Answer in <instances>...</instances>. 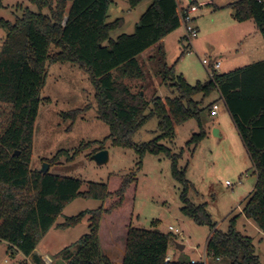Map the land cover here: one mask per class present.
<instances>
[{
	"label": "trees",
	"instance_id": "16d2710c",
	"mask_svg": "<svg viewBox=\"0 0 264 264\" xmlns=\"http://www.w3.org/2000/svg\"><path fill=\"white\" fill-rule=\"evenodd\" d=\"M28 1L36 10L20 7L21 15L13 23L0 19V27L6 30L0 50V242L6 244L9 256H31L33 264H44L34 250L65 207L82 198L100 201L101 206L66 217L55 226L65 230L78 225L86 215L90 217L89 232L57 253L62 264H202L188 259L165 262L169 234L155 231V227L133 226L137 185L133 174L110 177L103 184L90 183L87 191L80 192V180L30 169L33 127L46 66L54 63L77 64L89 74L96 87L98 116L109 126L107 139L118 146L131 145L140 157L163 153L172 160L173 173L183 184L187 183L183 172L176 169L175 156L159 143L172 139L176 126L189 117L197 118L200 125L193 96L218 91L257 171L242 214L264 233V60L226 74L212 72L205 83L195 86H189L182 76L175 77L173 68L163 64L160 75L164 80L173 79L178 97L153 98L152 114L159 120L160 135L135 146L130 140L148 121L144 113L149 104L112 72L117 71L121 78H140L138 58L181 27L178 0H152L134 33L115 39L110 33L122 20L107 22L111 0ZM142 1L128 3L134 8ZM227 7L236 22L252 20L264 37V10L257 0H237ZM201 137L203 134L195 135L191 142ZM182 197V213L211 229L205 246L206 264H261L251 238L236 231L234 220L228 231L222 232L210 223L203 206L195 207ZM102 249L113 250L120 258L111 262Z\"/></svg>",
	"mask_w": 264,
	"mask_h": 264
},
{
	"label": "rangeland",
	"instance_id": "374dc122",
	"mask_svg": "<svg viewBox=\"0 0 264 264\" xmlns=\"http://www.w3.org/2000/svg\"><path fill=\"white\" fill-rule=\"evenodd\" d=\"M231 1L236 0H211L210 5L199 8L193 15V24L198 26L199 33L189 43L180 40L185 33L181 25L173 34L170 33L158 45L143 53L138 58L142 72L140 78H121L117 71L112 72L114 78L129 88L131 93L142 92L149 104L144 113L148 121L136 130L131 144L141 146L160 135L159 120L152 114L153 98L178 97L172 87L173 79L164 80L160 75L165 66L167 69L173 68L175 77L182 76L189 86H195L198 82L205 83L211 74V70L202 64L203 59L208 60L210 65L219 61L220 67L216 72L226 74L252 64L264 55H259V52H264L262 45L263 50L256 51L261 41H256L254 22L233 21L227 7ZM180 2L186 4L188 0ZM150 4V0H143L131 8L128 0H111L106 20L111 23L121 19L122 25L112 31L110 37L115 39L118 34H133L141 15ZM20 7L36 10L28 0H0V19L13 23L21 15ZM43 12L48 13V10L44 9ZM5 37L6 30L0 27V50ZM46 70L33 127L31 170L40 172L44 165H48L50 174L80 180V192L87 191L90 183L103 184L110 177L133 174L137 179L132 204L133 226L145 229L155 227L169 234L167 255L173 261L187 260L188 256H196L198 252H202L198 255L199 259L205 258V255H201L211 231L209 226L197 225L182 213L184 195L189 204L203 206L210 223L218 230L227 232L231 220H234L236 231L252 238L255 254L264 264V235L242 215L243 201L253 189L257 177L250 173L255 170L251 167L250 171L246 153L218 91L193 96L200 125L197 118L189 117L176 126L172 139L159 143L175 156L176 169L183 172L187 183L183 184L173 173L172 160L163 153H146L140 157L131 145L118 146L107 139L110 130L97 113L96 87L89 74L79 65L47 64ZM213 104L218 106L217 115L211 114ZM214 129L219 131V138L213 136ZM201 134L203 137L198 142H191L195 135ZM100 150L108 152V161L104 164H97L92 159ZM243 173H248L249 178H244ZM98 206V201L78 198L62 211L57 223L82 211L95 210ZM85 222L68 233L57 231L56 234L63 237L60 244L74 242L76 236L88 233ZM169 226L179 229L184 237L169 232ZM176 243L185 246L183 253L179 252ZM6 247L3 241L0 242V264H33L31 259L25 261L18 254L9 256ZM39 247L41 249L42 245ZM56 249L54 245L51 251L46 252L49 256H44L51 260L50 264L64 263L62 256L52 252ZM180 254L182 257L178 258Z\"/></svg>",
	"mask_w": 264,
	"mask_h": 264
},
{
	"label": "crops",
	"instance_id": "0c3cea01",
	"mask_svg": "<svg viewBox=\"0 0 264 264\" xmlns=\"http://www.w3.org/2000/svg\"><path fill=\"white\" fill-rule=\"evenodd\" d=\"M151 2H152V0H150ZM237 1V0H236ZM233 2H235V1H231L229 4H231V3H233ZM178 3H179V6H180V8L182 9H184V8H187V6H188V4H189V0H188V2H186V4H183V3H181L180 2V0H178ZM211 4V0H210V3L208 4V5H210ZM228 4V5H229ZM207 6V5H206ZM148 8V7H147ZM146 11V10H145ZM230 11H231V16H232V19H233V21H235L234 20V18H233V14H234V12L232 11V9L230 8ZM236 22V21H235ZM195 25V24H194ZM196 27V29H197V32L199 33V31H198V26H195ZM177 31V30H176ZM175 32V31H174ZM174 32H172V34L174 33ZM205 33V32H204ZM123 34V33H122ZM119 35H121V34H118V36ZM117 36V37H118ZM204 36H205V34H204ZM182 37L183 36H181L180 37V40L182 41ZM164 40V39H163ZM257 40H259V41H261L260 43H259V45L256 47V51H261V50H263L262 48L264 47V37L259 33V31L258 30H256V41ZM263 47H262V46ZM151 49V48H150ZM264 51V50H263ZM147 52V51H146ZM145 52V53H146ZM261 54H264V52L263 53H261V52H259V55H261ZM261 59H258L257 61H253L252 63H255V62H259V61H263L264 60V55L262 56V57H260ZM219 62V61H218ZM250 65V64H249ZM248 66V65H247ZM236 70V69H235ZM234 71V70H233ZM223 100V99H222ZM225 104V103H224ZM226 107V106H225ZM226 110H227V108H226ZM228 112V111H227ZM232 119V118H231ZM234 124V123H233ZM234 127H235V125H234ZM235 130H236V133H237V136H238V138H239V140H240V142H241V144H242V146H243V149H244V151H245V153H246V159H248V160H246V161H248V165H249V168H250V171H252L251 170V167H253L254 168V172H250L253 176H255V177H257V171H256V169H255V167H254V165H253V162H252V160L250 159V157H249V155H248V153L246 152V149H245V147H244V145H243V143H242V140H241V138H240V136H239V134H238V131H237V129H236V127H235ZM221 135H220V133H219V137H220ZM218 137V138H219ZM244 174V178H246V179H248L249 178V174L248 173H243ZM256 180H257V178L255 179V184H256ZM238 181H239V183H240V181H241V177L239 176L238 177ZM241 184V183H240ZM253 184V183H252ZM254 187H255V185L253 186V189L251 190V192H249L248 193V195L245 197V199H244V201H243V205H245V203H246V201H247V199L249 198V196H250V194L252 193V191L254 190ZM78 199V198H77ZM76 200V199H75ZM72 202H74V201H72ZM71 202V203H72ZM99 203H100V206H101V202L100 201H98ZM70 203V204H71ZM70 204H68V205H70ZM67 205V206H68ZM243 205H242V207H243ZM66 206V207H67ZM100 206H98V208L100 207ZM65 207V208H66ZM240 208V207H239ZM243 209V208H242ZM243 215V214H242ZM89 215H86V217H84L83 219H82V221L80 222V223H82V222H84L85 220L87 221V222H85L86 223V229H88V226H89ZM59 219V217L57 218V220ZM57 220H56V222H55V225L48 231V233L42 238V240L40 241V243L38 244V246L36 247V249L34 250V255H37V256H40L41 257V259L43 260V258H44V256H46L47 255V257L49 256L46 252H49V251H51V249L53 248V246L55 245V246H57V249L56 250H54V251H52L53 253L55 252V253H58V251L60 250V248H62V247H65V246H67V245H70V244H72V243H74V242H76L78 239H80L83 235H78V236H76V241H68V242H63L62 244H60V242H62L63 241V237H60V236H58L57 234H56V232L57 231H59V232H65V233H68L69 231H74L75 229H76V227H77V225L76 226H74V227H70V228H68V229H65V230H61V229H56V225H59V224H62L63 222H58L57 223ZM247 220V222L248 221H250V220H248V219H246ZM79 223V224H80ZM255 228H256V226H255ZM257 229V228H256ZM257 231L259 232V233H261V234H263L264 235V233H262L261 231H259L258 229H257ZM52 232V234H50ZM88 232H89V229H88ZM85 234H87V233H85ZM80 236V237H79ZM251 240H252V238H251ZM206 242H207V240H206ZM176 244H178V243H176ZM175 244V245H176ZM39 245H42V248L41 249H39L40 247H39ZM180 245H182V244H180ZM205 246H206V243H205ZM183 250L181 251V250H179V252H184L185 251V246L183 245ZM51 248V249H50ZM102 251V254L103 255H105L111 262H115V261H117L120 257H119V255L115 252V251H113V250H106V249H102L101 250ZM204 252H203V254L201 255V256H203V255H205L206 256V258H207V255H206V248L203 250ZM202 253V252H201ZM200 252H198L197 253V255L196 256H188V260H198L199 259V257H198V255H200L201 254ZM18 256H21V255H18ZM171 257V256H170ZM179 257H182V254H180V255H178V258ZM23 258H25V257H23ZM29 259H32V257L30 256V257H27V258H25V261H29ZM172 260V259H171ZM44 261V260H43ZM175 261V260H174Z\"/></svg>",
	"mask_w": 264,
	"mask_h": 264
},
{
	"label": "built area",
	"instance_id": "2783aa9c",
	"mask_svg": "<svg viewBox=\"0 0 264 264\" xmlns=\"http://www.w3.org/2000/svg\"><path fill=\"white\" fill-rule=\"evenodd\" d=\"M257 2L262 5L263 10H264V0H257ZM210 3V0H189V4L187 8H182L180 9L181 13V22L184 27L185 33L182 37V40H184L186 43H189L192 39H195L198 35L197 29L195 25L193 24V15L199 10V8L204 7ZM202 64L205 65L207 68H209L212 72H216L219 67L220 63L218 61L214 62L212 65H210L209 61L206 59L202 60ZM218 111V106L217 104H213L211 107V114L212 115H217ZM229 182H226L228 184ZM168 231L174 233L175 236H179L180 238H183V232H181L179 229H175L171 226L168 227ZM19 255V254H18ZM44 261L46 264H50L51 260L50 259H45ZM171 261V257L169 255L166 256L165 262ZM7 262V260H5ZM191 263H202L206 264V256L205 258L202 257V259L199 260H191Z\"/></svg>",
	"mask_w": 264,
	"mask_h": 264
},
{
	"label": "water",
	"instance_id": "95a60500",
	"mask_svg": "<svg viewBox=\"0 0 264 264\" xmlns=\"http://www.w3.org/2000/svg\"><path fill=\"white\" fill-rule=\"evenodd\" d=\"M66 20V19H65ZM141 95L142 92L140 93ZM213 136L214 137H219V131L217 129L213 130ZM15 154H18V152L16 151ZM92 159L97 163V164H104L108 161V152L105 150H100L99 152H97L96 154H94V156L92 157ZM48 171V165H44L42 170H40V173L45 174ZM158 231V230H155ZM176 247L178 250H183V245L180 244H176Z\"/></svg>",
	"mask_w": 264,
	"mask_h": 264
}]
</instances>
